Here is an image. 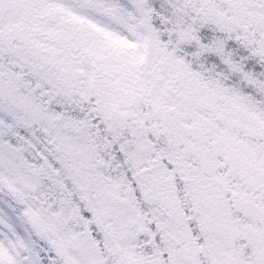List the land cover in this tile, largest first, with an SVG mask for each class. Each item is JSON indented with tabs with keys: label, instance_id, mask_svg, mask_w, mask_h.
I'll list each match as a JSON object with an SVG mask.
<instances>
[{
	"label": "snow or ice",
	"instance_id": "6c2138e0",
	"mask_svg": "<svg viewBox=\"0 0 264 264\" xmlns=\"http://www.w3.org/2000/svg\"><path fill=\"white\" fill-rule=\"evenodd\" d=\"M0 264H264V0H0Z\"/></svg>",
	"mask_w": 264,
	"mask_h": 264
}]
</instances>
